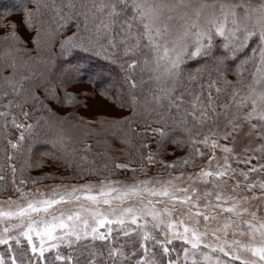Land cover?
<instances>
[{
    "label": "trees",
    "instance_id": "trees-1",
    "mask_svg": "<svg viewBox=\"0 0 264 264\" xmlns=\"http://www.w3.org/2000/svg\"><path fill=\"white\" fill-rule=\"evenodd\" d=\"M261 43L213 36L172 72L158 63L137 0H0V194L13 181L187 169L219 110L264 93ZM253 124L250 177L263 190L264 98ZM202 251L151 224L110 223L41 253L10 239L0 264H203Z\"/></svg>",
    "mask_w": 264,
    "mask_h": 264
},
{
    "label": "rangeland",
    "instance_id": "rangeland-1",
    "mask_svg": "<svg viewBox=\"0 0 264 264\" xmlns=\"http://www.w3.org/2000/svg\"><path fill=\"white\" fill-rule=\"evenodd\" d=\"M159 64L173 72L213 36L242 44L257 34L264 58V0H137ZM259 81L264 85V60ZM264 98L224 107L207 147L190 166H153L131 176L55 181L0 194V243L24 238L39 253L110 223L151 224L164 240L202 248L203 264H264V187L250 172L259 164L253 119Z\"/></svg>",
    "mask_w": 264,
    "mask_h": 264
}]
</instances>
